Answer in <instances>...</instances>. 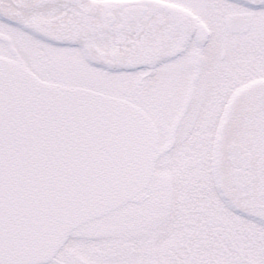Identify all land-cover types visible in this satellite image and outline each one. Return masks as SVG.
I'll list each match as a JSON object with an SVG mask.
<instances>
[{"label": "snow or ice", "instance_id": "snow-or-ice-1", "mask_svg": "<svg viewBox=\"0 0 264 264\" xmlns=\"http://www.w3.org/2000/svg\"><path fill=\"white\" fill-rule=\"evenodd\" d=\"M0 264H264V0H0Z\"/></svg>", "mask_w": 264, "mask_h": 264}]
</instances>
